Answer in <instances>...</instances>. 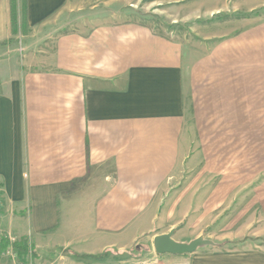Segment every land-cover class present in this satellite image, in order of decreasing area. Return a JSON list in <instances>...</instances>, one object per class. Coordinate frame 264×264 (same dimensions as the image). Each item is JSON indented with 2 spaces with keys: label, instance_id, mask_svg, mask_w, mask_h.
<instances>
[{
  "label": "crops",
  "instance_id": "1",
  "mask_svg": "<svg viewBox=\"0 0 264 264\" xmlns=\"http://www.w3.org/2000/svg\"><path fill=\"white\" fill-rule=\"evenodd\" d=\"M13 1L12 31L0 0V236L25 239L39 264L132 250L264 264V0H146L177 14L168 23L234 14L226 34L199 36L133 8L59 32V13L107 0ZM168 232L210 243L156 254Z\"/></svg>",
  "mask_w": 264,
  "mask_h": 264
},
{
  "label": "rangeland",
  "instance_id": "2",
  "mask_svg": "<svg viewBox=\"0 0 264 264\" xmlns=\"http://www.w3.org/2000/svg\"><path fill=\"white\" fill-rule=\"evenodd\" d=\"M129 1L130 0H107V4L102 3L99 7H97L94 10H91L92 8L90 7L84 12L59 13L57 16L53 18V21L56 23V26L58 25L59 29L57 30L59 32L67 31L71 27H73L76 24V22L85 21V20H94L96 16L99 14L103 16H114V18H122V19L136 18L137 13H133L131 11V8H133L135 11L141 12L145 16L144 17L145 20L147 19L155 20V21H157L158 19L161 21L164 20L167 29L174 31L176 35L177 34L183 35L186 33L187 34L190 33L199 36V35L226 34V32L228 31V26H227L228 19L229 18L231 19L234 16V14L231 13L228 14L217 13L215 15H212L211 17H207V18L200 17L191 22L180 23L179 21H177L176 23H168L169 20L175 18L174 15L177 14L174 13L163 14V18H162L161 16L147 12L148 9L147 6H149V4L146 0H142L139 6L126 7L127 4L129 5L130 3ZM119 5H121L125 9L121 10ZM21 31L23 33L26 32L24 26L22 27ZM44 31H47V29L46 30L44 29L43 32ZM26 243L29 245V249L27 250V253L20 255L19 257L17 256L16 252L10 247H8L5 250H0V264H39V261L41 259L40 257H42L44 254L38 253L37 255L35 251H33V249L30 248V243H28L27 241ZM131 252L119 253V255H115V256L112 255L111 253H106L105 254L106 258L109 259L107 264H129L135 258L133 256L135 255V252L133 253ZM46 260L48 261V259L44 257L43 263ZM90 262L92 263V261ZM83 263H85V261Z\"/></svg>",
  "mask_w": 264,
  "mask_h": 264
},
{
  "label": "water",
  "instance_id": "3",
  "mask_svg": "<svg viewBox=\"0 0 264 264\" xmlns=\"http://www.w3.org/2000/svg\"><path fill=\"white\" fill-rule=\"evenodd\" d=\"M208 240L196 238L188 243L177 242L172 238V232L161 234L153 239V250L156 254L182 255L192 253L197 247L209 244Z\"/></svg>",
  "mask_w": 264,
  "mask_h": 264
},
{
  "label": "trees",
  "instance_id": "4",
  "mask_svg": "<svg viewBox=\"0 0 264 264\" xmlns=\"http://www.w3.org/2000/svg\"><path fill=\"white\" fill-rule=\"evenodd\" d=\"M10 6H11V24H12V31L15 25V9H14V1L10 0ZM23 6V14L25 13V4ZM25 15V14H24ZM8 247L12 248L17 256L19 257L20 255H23L27 253V250L29 249V245L26 243L25 239H20V240H15V241H10L7 238H4L0 236V250H5ZM32 248V246H30Z\"/></svg>",
  "mask_w": 264,
  "mask_h": 264
},
{
  "label": "built area",
  "instance_id": "5",
  "mask_svg": "<svg viewBox=\"0 0 264 264\" xmlns=\"http://www.w3.org/2000/svg\"><path fill=\"white\" fill-rule=\"evenodd\" d=\"M129 264H157V261L154 258L135 257Z\"/></svg>",
  "mask_w": 264,
  "mask_h": 264
}]
</instances>
